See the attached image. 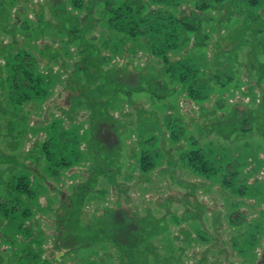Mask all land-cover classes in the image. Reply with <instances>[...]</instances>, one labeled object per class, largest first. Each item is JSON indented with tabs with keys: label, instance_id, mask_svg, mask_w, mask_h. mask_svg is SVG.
<instances>
[{
	"label": "rangeland",
	"instance_id": "1",
	"mask_svg": "<svg viewBox=\"0 0 264 264\" xmlns=\"http://www.w3.org/2000/svg\"><path fill=\"white\" fill-rule=\"evenodd\" d=\"M106 1L0 0V264L264 263V0Z\"/></svg>",
	"mask_w": 264,
	"mask_h": 264
},
{
	"label": "trees",
	"instance_id": "2",
	"mask_svg": "<svg viewBox=\"0 0 264 264\" xmlns=\"http://www.w3.org/2000/svg\"><path fill=\"white\" fill-rule=\"evenodd\" d=\"M111 0H108L105 2V5H109L111 4L110 2ZM158 2V0H156ZM160 1V0H159ZM173 1V0H172ZM182 1V0H179ZM193 2V5L195 7V9L198 11H204V10H208L211 8H215L217 6L222 5L224 0H191ZM248 2L253 5L257 3V0H248ZM124 10L127 12H131L132 9L134 8V10L136 11V16H140V23L142 26L140 27H135L132 29V35H137V34H144L145 31L150 27V25L157 21V13H152V12H146L145 9L147 8V5H144V3H140L139 0H124ZM168 15L171 16V14L169 13ZM248 17V16H247ZM192 19H194V16L192 17ZM184 17L183 19H174L171 20V24L174 23H179L182 26L185 25V28L187 29V31H200L199 26L192 22L191 24H186L184 22ZM163 26L160 25H156L155 24V30H161ZM71 33V38L70 40H76V38H80L82 36H80L79 34L76 35L77 32H80L79 29L73 28L69 29V31ZM170 39H174L176 38V34H175V30L173 29L171 34L169 35ZM208 35L204 34V37H202L201 43L199 44V46H204L206 41H207ZM199 41V40H198ZM177 44L175 42H173L172 45H169L168 47L170 48H176ZM23 50V49H21ZM166 51V50H165ZM9 53V52H8ZM165 61H168V58L165 56L164 57ZM13 61V62H12ZM6 62H9V70L7 73V77L6 80L7 82H9L10 86L7 87V93L6 95L9 96L10 99L14 100L15 102H21V101H25V99H27L30 95H32L33 93L35 94H39V96H43L47 90H46V83L47 80L45 79H40L38 77V73L35 70V65L37 64V60L36 58L29 54L28 51H19L18 53H16L15 56H11L10 59H7ZM180 63V60L177 62V64ZM170 67V66H169ZM190 73H185L183 76H181V78L183 80H186L189 78ZM195 81V80H194ZM45 82L44 85H42V83ZM50 82V80H49ZM117 91H119L118 89H116ZM238 117V116H237ZM236 117V118H237ZM240 118V117H238ZM237 118V119H238ZM232 120V119H231ZM243 121H249V119H243ZM105 125V124H104ZM252 128L249 126L246 129H242L239 131L242 132H246L251 130ZM105 129H103V133L104 134ZM11 161V158H4L3 163H9ZM104 172H106L104 170ZM25 182H22L21 185H19V188L21 190V192L23 190H26V186L27 184ZM14 186V184H13ZM12 188V187H11ZM26 188V189H25ZM13 191V190H12ZM27 192H29V190H26ZM12 193V192H11ZM12 208H16L15 206H12ZM43 264H48V263H43Z\"/></svg>",
	"mask_w": 264,
	"mask_h": 264
},
{
	"label": "flooded vegetation",
	"instance_id": "3",
	"mask_svg": "<svg viewBox=\"0 0 264 264\" xmlns=\"http://www.w3.org/2000/svg\"><path fill=\"white\" fill-rule=\"evenodd\" d=\"M262 264H264V263H262Z\"/></svg>",
	"mask_w": 264,
	"mask_h": 264
}]
</instances>
